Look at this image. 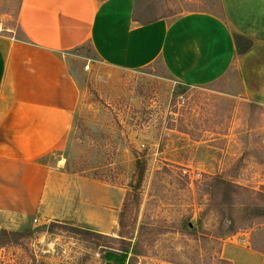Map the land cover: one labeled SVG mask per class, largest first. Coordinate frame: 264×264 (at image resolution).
<instances>
[{
	"label": "rangeland",
	"instance_id": "374dc122",
	"mask_svg": "<svg viewBox=\"0 0 264 264\" xmlns=\"http://www.w3.org/2000/svg\"><path fill=\"white\" fill-rule=\"evenodd\" d=\"M21 3L0 0V38H24ZM135 8L149 21L193 11L221 16L220 0H137ZM74 55L83 61L67 56L77 84L73 126L67 142L42 163L93 182L84 187L80 220L57 224L108 238L25 222L16 231L29 230L30 237L7 246L0 264H106L105 246H120L117 220L126 190L137 181V159L145 166L140 202L127 213L138 239L135 264H223L222 245L243 248L245 241L246 248L260 251L264 264V211L257 208L264 209L258 196L264 200V107L243 92L235 68L213 84L187 87L160 63L116 70L102 64L89 45ZM222 174L247 190L230 192L225 217L232 223L208 201L213 177ZM107 194L114 200L109 209ZM234 228L238 233L230 235Z\"/></svg>",
	"mask_w": 264,
	"mask_h": 264
},
{
	"label": "crops",
	"instance_id": "0c3cea01",
	"mask_svg": "<svg viewBox=\"0 0 264 264\" xmlns=\"http://www.w3.org/2000/svg\"><path fill=\"white\" fill-rule=\"evenodd\" d=\"M220 10L221 16L193 11L148 22L135 13V0H22L24 38H0V231L34 220L73 224L83 214L84 187L93 182L75 180L58 164L47 167L42 158L69 138L77 84L67 56L83 61L74 53L85 45L107 67L134 71L160 63L188 86L213 84L235 68L243 92L264 107V0H220ZM236 35L251 42L240 56ZM86 195L92 203V192ZM103 199L114 206L109 194ZM245 243H224L221 260L261 264Z\"/></svg>",
	"mask_w": 264,
	"mask_h": 264
},
{
	"label": "trees",
	"instance_id": "16d2710c",
	"mask_svg": "<svg viewBox=\"0 0 264 264\" xmlns=\"http://www.w3.org/2000/svg\"><path fill=\"white\" fill-rule=\"evenodd\" d=\"M136 2L135 0V7H136ZM136 9V8H135ZM137 14V12L135 11ZM163 18V17H158L156 19ZM155 20V19H153ZM152 21V20H150ZM148 20V22H150ZM24 36V35H23ZM234 44H235V49L236 53L239 55L244 54L251 46V42L242 36H234L233 38ZM80 52V49L77 50ZM77 53V52H75ZM185 85V84H183ZM189 87L188 85H185ZM135 175L137 177L136 183L132 184L130 186V190H126V194L122 203V207L118 216L117 220V236H118V243L120 244L119 248L117 249H112V247L105 246L107 247V252L105 253L104 256V262L106 264H135V257L138 255L137 253H133L135 248L137 247L138 239L136 240V228H135V220L131 219L127 216V213L130 209L132 208H137L139 206L140 202V189H141V183L144 178V173H145V166L141 164L140 160H136V165H135ZM225 174L222 175H216L212 179V183L209 185L208 189V197H209V203L214 206L217 209L221 215H223L222 219H226L229 223H232V218L225 217L226 212V206L230 204V192H233L235 195L237 192L242 190L243 192H247L245 188L238 189L233 186L230 182H228L225 179ZM95 180V179H94ZM98 182H103L100 179H96ZM261 190H264V187L261 188ZM259 196V201L262 202L264 201L261 199L263 197L262 193H258ZM261 199V200H260ZM216 201H219L216 203ZM257 208H259L258 212H263L264 209L261 208V205H257ZM52 227H63L64 229L71 230L76 233L83 234V236L88 237H94V238H100V237H106L108 236L98 234V233H93L88 230H82V229H77L73 228L67 225H59L57 223H51ZM238 233V230L234 228L230 235ZM30 231L29 230H24V231H7V230H1L0 231V248H5L7 246H13V245H21L19 244L20 241L24 238H29L30 237ZM113 239V238H111ZM251 249L256 252H260L256 250L255 248ZM138 257V256H137ZM223 264H230L227 261L221 260Z\"/></svg>",
	"mask_w": 264,
	"mask_h": 264
},
{
	"label": "built area",
	"instance_id": "2783aa9c",
	"mask_svg": "<svg viewBox=\"0 0 264 264\" xmlns=\"http://www.w3.org/2000/svg\"><path fill=\"white\" fill-rule=\"evenodd\" d=\"M87 68V67H86Z\"/></svg>",
	"mask_w": 264,
	"mask_h": 264
}]
</instances>
